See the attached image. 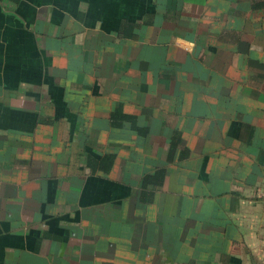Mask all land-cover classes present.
Returning a JSON list of instances; mask_svg holds the SVG:
<instances>
[{
    "label": "crops",
    "instance_id": "1",
    "mask_svg": "<svg viewBox=\"0 0 264 264\" xmlns=\"http://www.w3.org/2000/svg\"><path fill=\"white\" fill-rule=\"evenodd\" d=\"M0 264H264V0H0Z\"/></svg>",
    "mask_w": 264,
    "mask_h": 264
}]
</instances>
